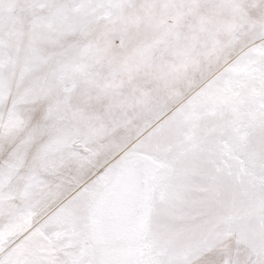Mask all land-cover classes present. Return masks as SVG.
I'll return each mask as SVG.
<instances>
[{
  "label": "snow or ice",
  "instance_id": "obj_1",
  "mask_svg": "<svg viewBox=\"0 0 264 264\" xmlns=\"http://www.w3.org/2000/svg\"><path fill=\"white\" fill-rule=\"evenodd\" d=\"M0 264H264V0H0Z\"/></svg>",
  "mask_w": 264,
  "mask_h": 264
}]
</instances>
